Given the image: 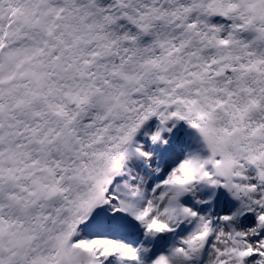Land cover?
Returning <instances> with one entry per match:
<instances>
[{
	"label": "snow or ice",
	"instance_id": "1",
	"mask_svg": "<svg viewBox=\"0 0 264 264\" xmlns=\"http://www.w3.org/2000/svg\"><path fill=\"white\" fill-rule=\"evenodd\" d=\"M0 264H264V0H0Z\"/></svg>",
	"mask_w": 264,
	"mask_h": 264
}]
</instances>
